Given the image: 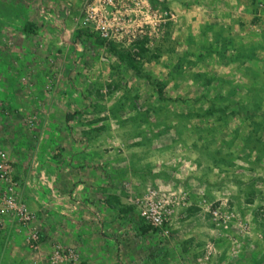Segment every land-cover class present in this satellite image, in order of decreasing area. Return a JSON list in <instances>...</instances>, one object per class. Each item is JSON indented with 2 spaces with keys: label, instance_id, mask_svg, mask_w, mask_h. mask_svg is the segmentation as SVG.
I'll return each instance as SVG.
<instances>
[{
  "label": "rangeland",
  "instance_id": "rangeland-1",
  "mask_svg": "<svg viewBox=\"0 0 264 264\" xmlns=\"http://www.w3.org/2000/svg\"><path fill=\"white\" fill-rule=\"evenodd\" d=\"M151 2L171 19L142 37L117 6L120 48L81 26L89 0H0V151L42 236L9 264H264V0Z\"/></svg>",
  "mask_w": 264,
  "mask_h": 264
},
{
  "label": "built area",
  "instance_id": "built-area-1",
  "mask_svg": "<svg viewBox=\"0 0 264 264\" xmlns=\"http://www.w3.org/2000/svg\"><path fill=\"white\" fill-rule=\"evenodd\" d=\"M84 16L80 21L93 29L105 42L119 43L120 48H126L131 41L124 40V24L120 22L117 6L120 12L127 16L130 11L140 14V33L146 35L147 30H155L173 16L168 10H158L151 0H89ZM134 37V36H133ZM14 166L4 151H0V224L5 218H12L21 228L27 230L24 242L30 250H38L42 236L39 230L33 228L35 214L31 212L18 194V182L14 180ZM216 212V211H214ZM164 212H161V202L156 200L149 208L141 209L140 216L150 225L160 229L163 225ZM80 255L76 246L64 248L55 246L42 264H78Z\"/></svg>",
  "mask_w": 264,
  "mask_h": 264
},
{
  "label": "crops",
  "instance_id": "crops-1",
  "mask_svg": "<svg viewBox=\"0 0 264 264\" xmlns=\"http://www.w3.org/2000/svg\"><path fill=\"white\" fill-rule=\"evenodd\" d=\"M8 109V110H7ZM7 109L6 111H9V108L7 106ZM9 115H12L11 113H9ZM3 117V116H2ZM2 119V118H1ZM5 123V125H7L9 122L8 118H4L2 119ZM3 129V128H2ZM2 129H1V132H2ZM8 134V135H7ZM1 135V134H0ZM3 135H6L7 136V140H3L2 139V136L0 137V146L4 145L5 147H12L13 145V141H14V135H10V132L8 133H5ZM10 135V136H9ZM6 141V142H5ZM3 147V146H2ZM16 152H19V151H16ZM18 164H16V167L15 168H19L21 165V163L17 160H15ZM66 166V165H65ZM14 171H18L16 169H14ZM16 173V172H15ZM27 177L24 178V180H26ZM68 183H70V181L67 180ZM23 186V185H22ZM78 187L80 188L81 186L78 185ZM92 192V191H90ZM19 194H20V197L22 200H24V202L27 204L29 210L32 212L35 213V215H37L36 213V208L38 207V200L34 197V194L33 193H30V191H28L26 189V187L23 186V189L21 190V186L19 187ZM66 193H64L63 195H65ZM79 194H80V191H79ZM74 195V194H73ZM79 198H81L79 196ZM41 201V200H40ZM61 201L63 202L62 205L64 206V204H66L67 202V197L65 196H62L61 198ZM41 203V202H40ZM40 206V204H39ZM89 209V208H88ZM91 210V209H90ZM176 220V219H175ZM175 220H173V223H172V226H182L183 225V222H188L187 219H185L184 221L183 220H180L178 222H175ZM177 221V220H176ZM6 224V225H5ZM18 225L12 218H5L2 220V223L0 224V226H4L1 228L2 231H0V263L2 261H4L5 263L9 264L8 263V259L7 257L5 256V253H6V250L9 249V247L12 245L13 242H19L21 243V240L23 237H25L26 233H27V230H24L23 228H17ZM19 226V225H18ZM23 232V235L21 234ZM85 237V236H84ZM83 237V238H84ZM82 238V239H83ZM108 240V239H106ZM8 253L7 254H10L9 251H7ZM2 258V259H1Z\"/></svg>",
  "mask_w": 264,
  "mask_h": 264
},
{
  "label": "trees",
  "instance_id": "trees-1",
  "mask_svg": "<svg viewBox=\"0 0 264 264\" xmlns=\"http://www.w3.org/2000/svg\"><path fill=\"white\" fill-rule=\"evenodd\" d=\"M113 50V49H112ZM119 56L118 58L123 61V62H126L127 65L137 74V75H140V69L139 67L137 66V64L135 63V52L133 53V51H129V52H116ZM161 93V91H160Z\"/></svg>",
  "mask_w": 264,
  "mask_h": 264
}]
</instances>
